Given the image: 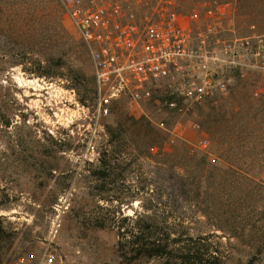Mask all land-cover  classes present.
<instances>
[{"label":"rangeland","instance_id":"rangeland-1","mask_svg":"<svg viewBox=\"0 0 264 264\" xmlns=\"http://www.w3.org/2000/svg\"><path fill=\"white\" fill-rule=\"evenodd\" d=\"M175 1L213 46L264 35V0ZM158 98L105 114L63 0H0V264H264V69Z\"/></svg>","mask_w":264,"mask_h":264},{"label":"built area","instance_id":"built-area-1","mask_svg":"<svg viewBox=\"0 0 264 264\" xmlns=\"http://www.w3.org/2000/svg\"><path fill=\"white\" fill-rule=\"evenodd\" d=\"M95 65L98 100L108 105L124 95L138 107L156 101L183 114L195 104L216 103L230 93L244 67L264 69V35L216 46L217 18L207 10L179 11L175 0H63ZM199 146L207 148L208 141ZM43 264H56L49 255Z\"/></svg>","mask_w":264,"mask_h":264},{"label":"trees","instance_id":"trees-1","mask_svg":"<svg viewBox=\"0 0 264 264\" xmlns=\"http://www.w3.org/2000/svg\"><path fill=\"white\" fill-rule=\"evenodd\" d=\"M149 256H153L152 254H149Z\"/></svg>","mask_w":264,"mask_h":264}]
</instances>
